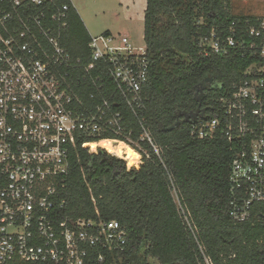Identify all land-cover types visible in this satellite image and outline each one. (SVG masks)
<instances>
[{
  "label": "built area",
  "instance_id": "2783aa9c",
  "mask_svg": "<svg viewBox=\"0 0 264 264\" xmlns=\"http://www.w3.org/2000/svg\"><path fill=\"white\" fill-rule=\"evenodd\" d=\"M52 3L0 0V264H106L107 254L124 251V228L101 219L97 211L93 219H59L65 201L57 190L80 140L91 139L81 145L96 154L101 148L93 151L90 146L100 144L106 134L123 136L140 155L139 163L143 156L161 159L163 149L144 116L147 48L134 47L125 35L90 36L91 65L74 62L59 42L68 6L53 12ZM198 48L203 56L252 59L232 92L216 99L208 118H194L189 130L192 139L232 145L228 217L235 224L246 223L253 205L264 202V18L254 24L232 22L225 33L212 30ZM95 67L104 68L113 84L108 98L101 96V75L90 74ZM79 70L84 73L74 74ZM87 83L96 92L89 94V107L76 91ZM121 109L137 122L135 143ZM171 194L203 264H213L173 186Z\"/></svg>",
  "mask_w": 264,
  "mask_h": 264
},
{
  "label": "trees",
  "instance_id": "16d2710c",
  "mask_svg": "<svg viewBox=\"0 0 264 264\" xmlns=\"http://www.w3.org/2000/svg\"><path fill=\"white\" fill-rule=\"evenodd\" d=\"M145 1L143 37L149 77L143 89L144 116L163 149L161 159L141 155L142 161L129 168L103 149L89 153L81 144L92 140H80L71 151L63 187L57 190L65 201L59 219H93L97 211L101 219L119 222L127 234V245L120 253L107 254L106 264H203L193 236L178 216L173 186L213 264H264V202L253 205L246 223L235 224L228 217L232 145L221 139L198 141L189 136L192 120L208 118L216 99L232 92L252 61L239 56H203L199 40L212 30L225 33L232 22L254 24L264 18V11L238 0ZM52 2L53 12L68 6L60 45L74 62L80 59L88 67L90 36L82 20L69 0ZM97 72L104 86L101 96L108 98L113 84L104 68L90 70L93 76ZM73 77L77 76H72V82ZM79 89L77 93L89 107L93 103L89 94H96L94 86L87 83ZM121 111L126 132L131 130L130 140L135 143L140 136L137 122L128 111ZM115 140L118 146L128 144L123 136L113 134L98 141ZM140 145L146 149L144 143ZM122 148L134 157L132 148Z\"/></svg>",
  "mask_w": 264,
  "mask_h": 264
},
{
  "label": "rangeland",
  "instance_id": "374dc122",
  "mask_svg": "<svg viewBox=\"0 0 264 264\" xmlns=\"http://www.w3.org/2000/svg\"><path fill=\"white\" fill-rule=\"evenodd\" d=\"M238 1H247L248 5H253L257 11L261 13L264 11V0ZM70 2L89 35L93 37L105 34L125 35L129 37L134 47L145 45L143 37L145 0H70ZM126 161L129 167L133 166L129 164L127 158Z\"/></svg>",
  "mask_w": 264,
  "mask_h": 264
},
{
  "label": "bare ground",
  "instance_id": "6f19581e",
  "mask_svg": "<svg viewBox=\"0 0 264 264\" xmlns=\"http://www.w3.org/2000/svg\"><path fill=\"white\" fill-rule=\"evenodd\" d=\"M117 142L118 141H115V142L108 141V142H103V143L97 144L96 146L98 148H101V149L106 150L110 155L115 156V157H117L119 159L124 160L127 163V166L128 167H129V165H128V162L126 161V158L130 161V163H129L130 165H133L134 161L136 163H139L141 157H140V155L138 153H136V151H134V150L132 151V153L135 154L134 155L135 159H134L133 155H130L125 149L122 148V147L128 146V145L126 144V145L118 146L116 144ZM93 145L94 144H92L90 147H91V149L93 151H95L97 148L93 149ZM136 163H134V165Z\"/></svg>",
  "mask_w": 264,
  "mask_h": 264
},
{
  "label": "water",
  "instance_id": "95a60500",
  "mask_svg": "<svg viewBox=\"0 0 264 264\" xmlns=\"http://www.w3.org/2000/svg\"><path fill=\"white\" fill-rule=\"evenodd\" d=\"M173 129V127H171V128H168V129H166V130H172Z\"/></svg>",
  "mask_w": 264,
  "mask_h": 264
},
{
  "label": "crops",
  "instance_id": "0c3cea01",
  "mask_svg": "<svg viewBox=\"0 0 264 264\" xmlns=\"http://www.w3.org/2000/svg\"><path fill=\"white\" fill-rule=\"evenodd\" d=\"M89 36H91V35H89ZM130 154V153H129ZM131 155V154H130ZM135 159V158H134ZM134 163H135V161H134ZM134 163H133V165H134Z\"/></svg>",
  "mask_w": 264,
  "mask_h": 264
}]
</instances>
